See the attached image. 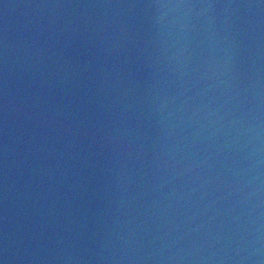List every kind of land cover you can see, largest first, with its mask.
Instances as JSON below:
<instances>
[{"label":"water","instance_id":"95a60500","mask_svg":"<svg viewBox=\"0 0 264 264\" xmlns=\"http://www.w3.org/2000/svg\"><path fill=\"white\" fill-rule=\"evenodd\" d=\"M0 264H264V0H0Z\"/></svg>","mask_w":264,"mask_h":264}]
</instances>
